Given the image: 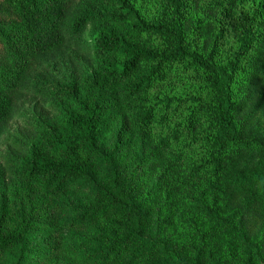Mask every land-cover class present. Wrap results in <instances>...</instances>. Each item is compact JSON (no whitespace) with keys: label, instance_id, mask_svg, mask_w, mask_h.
Masks as SVG:
<instances>
[{"label":"trees","instance_id":"1","mask_svg":"<svg viewBox=\"0 0 264 264\" xmlns=\"http://www.w3.org/2000/svg\"><path fill=\"white\" fill-rule=\"evenodd\" d=\"M252 2L209 1L221 21L206 47L186 42L189 0H0V264H264V0ZM177 66L201 74L205 98L155 134L169 101L149 91ZM23 97L37 115L11 133ZM201 220L240 258L207 247ZM170 228L196 244L184 251Z\"/></svg>","mask_w":264,"mask_h":264},{"label":"rangeland","instance_id":"2","mask_svg":"<svg viewBox=\"0 0 264 264\" xmlns=\"http://www.w3.org/2000/svg\"><path fill=\"white\" fill-rule=\"evenodd\" d=\"M193 2L194 5L189 12V15L184 20V30L186 42H192L194 45H204L209 47L212 41V30L217 21H221L220 18L210 14V10L207 9V3L211 0H189ZM252 6L258 5V0H253ZM149 11L144 14L146 18L149 16ZM225 25V24H224ZM215 35V34H214ZM83 39L85 42H88V30H86ZM68 75L62 77L64 80ZM205 89L202 83L201 74L193 73L192 71H186L182 67H176L172 72H170L162 82H158L152 86L149 91V96L158 99L159 101H169L168 108H162L160 111V116L166 114L168 122L165 126L160 127L159 130H155L154 133H166L164 132L167 127H174L176 124L183 125L187 123L189 118L188 111L194 106L192 100L198 101L205 98ZM258 109L257 111L262 116L260 117L261 122L260 126L256 129L258 130V137L261 139V142H264V122H263V113H264V101L259 96ZM14 113L12 119L7 124V129L11 133L19 132L23 129L24 119L28 120L31 117H36V110L34 104L29 102L28 97L19 98L13 107ZM188 135L181 136L180 141L186 142ZM5 150L3 144L0 140V154ZM124 161V160H123ZM244 170H248L251 165L244 164ZM121 173L123 178H129L130 182L135 184L140 178L141 170L137 165L133 164V160L126 159L124 163L121 164ZM126 178V179H127ZM144 179L142 183L145 181ZM195 185H198L199 190L203 191L204 182L203 180L196 179L193 181ZM1 195V194H0ZM211 199L206 198V204H208ZM200 230L204 233V241L207 244V247L213 251H218L220 254L229 257L239 254L238 250H235V247L231 242L226 238L222 237L221 231L208 224L206 220L200 221ZM167 233H171L177 242L180 244L184 251L190 247H193L196 244V239L191 235H186L185 232L179 234L178 231L173 230V228L168 229ZM231 249V251H230ZM187 252V251H186ZM240 258V254L236 257ZM226 259V258H225ZM232 263L231 261H228ZM229 264V263H228Z\"/></svg>","mask_w":264,"mask_h":264}]
</instances>
